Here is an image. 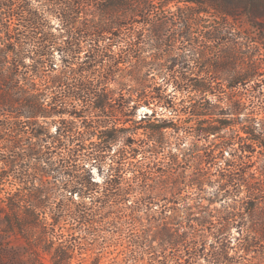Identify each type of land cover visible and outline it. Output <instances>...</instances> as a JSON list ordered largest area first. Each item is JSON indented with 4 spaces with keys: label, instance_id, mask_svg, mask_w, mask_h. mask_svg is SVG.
I'll use <instances>...</instances> for the list:
<instances>
[{
    "label": "trees",
    "instance_id": "1",
    "mask_svg": "<svg viewBox=\"0 0 264 264\" xmlns=\"http://www.w3.org/2000/svg\"><path fill=\"white\" fill-rule=\"evenodd\" d=\"M173 7L177 13L185 9V15L182 27L170 33L171 17L164 10ZM242 15L260 35L242 31ZM258 17H264V0H0V211L5 232L33 248L39 264L45 253L52 264H71L75 230L70 228L76 224L80 236L83 229L91 238L80 244V263L239 264L225 234L239 230L242 219L234 221L242 214L220 203L228 193L221 196L214 189L202 197L200 192L204 183L212 188L206 177L216 163L234 167L236 161L224 159L225 153L233 156L227 152L233 143L242 153L236 160L244 161L234 171L237 178H246L254 146L264 149V142L240 126L238 111H217L207 99L216 96L218 85L205 79L203 68H215L221 57L233 63L245 56L248 61L264 58L258 55L264 53V22ZM181 38L211 44L209 50L219 52L188 75L183 71L187 44L177 45L178 55L152 51L163 47L170 53ZM165 75V83L181 93L178 101L171 93L164 96L167 89L156 81ZM117 77H123L119 92L111 87ZM126 83L142 86L128 89L129 95ZM259 85L253 84L252 91ZM240 87V81L223 85L233 92ZM185 99L192 104L180 112L203 138L195 153L191 148L170 152L171 138L162 133L181 129L173 119L158 123L150 116L156 113L145 112L139 126L156 144L145 148L135 135L127 137V148L109 166L110 172L114 168L109 177L102 163L115 133L129 127L128 118L141 105L171 108ZM216 99L223 102L222 95ZM229 99L232 108L244 106L241 95ZM230 116L234 119H226ZM113 117L120 129H105ZM229 126L243 135L227 138L223 131ZM87 147L92 151L86 152ZM80 153L83 164L76 163ZM94 167L101 180L94 177ZM7 183L10 190H5ZM258 192L253 189L244 210L264 223V194ZM93 202L99 207L90 213ZM63 218L72 220L66 237ZM248 247L241 252L253 255L254 247Z\"/></svg>",
    "mask_w": 264,
    "mask_h": 264
},
{
    "label": "clouds",
    "instance_id": "2",
    "mask_svg": "<svg viewBox=\"0 0 264 264\" xmlns=\"http://www.w3.org/2000/svg\"><path fill=\"white\" fill-rule=\"evenodd\" d=\"M184 10L179 13H177L175 7L171 9L166 8L164 10L166 16L171 17V19L167 21L168 30L170 33L176 32L177 29L182 27L180 20L185 15ZM154 12L159 14V9H155ZM173 21H176V23L173 24ZM181 43L188 45V47L183 48L184 61L188 65V67L184 68L183 71L188 75H191L198 68H200L201 63L207 57L217 56L219 52L218 48H211V50H209L211 44H191L188 41H183V38H181L179 41H175V43L172 44L170 53H165L163 47L160 49L153 48L152 51H160L164 55H178L181 51V48L177 47V45ZM202 52L203 55H201ZM258 55H264V53ZM132 63L133 61L129 60V64ZM250 63H253V67L251 68L249 67ZM179 67L180 65L177 64V68ZM257 68H259V71L256 70ZM203 72L205 73V79L211 78L217 82L218 89L214 90L216 92V96L222 95L223 97V102L217 100L216 96L207 97V99L212 101L213 105L218 106L217 111H219L221 108L228 110L231 109V112L238 111L241 117L239 121L240 126L244 127L245 130L250 134H255V136L259 138L257 139L259 143L260 140H264V58H253L252 61H248L247 56H245L242 62L236 61L233 63L230 60L221 57L218 58V63L215 68L211 67L209 64H204ZM152 75L155 76L156 73L153 72ZM168 79L169 77L165 75L164 79L159 80L162 90L165 88L167 89V91L164 92V96L172 93L173 97L176 98L177 94L168 84L165 83V81ZM122 80L123 77H117L116 83L111 85V87L117 88L118 81ZM237 81L246 82V87L238 89L236 92H233L232 89L223 88L224 84H232ZM151 82L155 83V81ZM257 82H260V85L256 89V92H253V84ZM140 86L142 85L126 83L124 90L130 95L131 92H129L128 89L137 88ZM117 91L119 92V88H117ZM239 95H244L249 103L247 107L242 105L241 109L237 110L232 108L229 97ZM195 98L197 100L201 99V95L197 94ZM136 102L141 103V101ZM189 104H192V100L185 99L184 104H174L171 108H168L167 105H165L164 108L157 111L156 106L153 105L151 109L152 113H156L155 115H150L152 121L158 123L164 121L171 122V120L175 118L177 125L181 129L180 131H172L169 129L167 134L162 133L163 135H167L171 138V142L168 144V150L170 152L183 154L184 150L191 148L195 153V146L203 142V138L195 134L191 127L185 125L183 120L180 118V108H184ZM129 107H131V105H129ZM165 111L169 113L168 116L164 115ZM143 116V112H140L138 115H132L128 118L129 127L125 128L126 131H117L115 133L114 142L110 144L111 150L106 153L108 159H105L102 163V167L109 177H111L114 172V168L113 171H109V166L113 165V163L120 158L122 150H126L127 146L124 142L127 137L135 135L137 137V142H143L145 148L156 144L155 137L150 139L145 129L139 126ZM245 117H247V119H244ZM213 119V115H208V120ZM119 120L121 123L124 121L123 118ZM116 122L117 118L113 117L108 124L104 125V128H115L119 130L120 128L116 127ZM249 129L251 130L249 131ZM95 131L99 132L98 125L95 127ZM237 139H239L238 136ZM85 151H92V149L87 147ZM227 152H232L233 156L229 157L227 156V153H225L224 159L236 161L234 167H225L223 160L216 163L215 167L211 172L208 173L206 177V180H211L212 188H209L208 184L204 183L200 192V196L203 197L211 195L214 189L220 190L221 196H223L225 193H228L227 198L221 199L220 203L225 205L231 204L233 206V212L242 214V216L238 215L236 217L234 223H239L241 219L243 221L240 223L238 231H230L225 234L228 237L233 254L238 258L239 264H264V223H259L255 218L250 217L249 214L244 210L245 202L250 199V195L254 194L253 189H258V194H264V149H262V151L257 154L254 161H247V163L251 164L252 167L248 169V175L246 178H237L238 173L234 171L235 167H238L240 164L244 163L243 160H236V157L242 155L240 150L236 147V144L233 143L232 146L227 149ZM83 156L84 153H80L81 158L76 160L77 164H83L85 160ZM88 162L94 163L91 160H88ZM213 173H215V175H213ZM241 185H243V187H241ZM129 203H132V201H129ZM98 207L99 206L95 205L93 202L92 206L87 208V211L94 213ZM140 216L143 217V212L140 213ZM81 233V236H78L75 241H72L74 245L85 243V238L88 241L91 239L88 237L87 233L83 232V229H81ZM69 235H71V231L69 232ZM99 239H103V237H98L97 241ZM253 240L258 241V243L253 245ZM245 245L249 246L248 249H252L254 247L253 255H245L241 252V249H244ZM65 264H67V261Z\"/></svg>",
    "mask_w": 264,
    "mask_h": 264
},
{
    "label": "rangeland",
    "instance_id": "3",
    "mask_svg": "<svg viewBox=\"0 0 264 264\" xmlns=\"http://www.w3.org/2000/svg\"><path fill=\"white\" fill-rule=\"evenodd\" d=\"M257 20L264 22V17H258ZM239 25H240V28L242 29V31H244L247 34H250L252 36L260 35L259 29L258 30L254 29L250 25L249 19L245 15H242V19H240ZM161 79L162 78L159 77V78H157L156 81H158V83H159V80H161ZM255 84L258 85V84H260V82H257ZM169 86L172 88L171 85H169ZM244 87H246V82H242V87H240V89H242ZM175 93L177 94V96H176V98H173V99H174V101H178L179 100L178 97H180L181 93L180 92H175ZM241 96H242L241 100H242L244 106L247 107L248 103H249L247 101V98L244 95H241ZM152 106H153L152 104L141 105L138 108L136 115H138L140 112L150 113ZM162 108L163 107L158 106L157 109L159 111ZM168 114L169 113L167 111L164 112L165 116H168ZM180 118L183 120V123L185 125L191 127V129H193L192 119H190L188 116H186L182 112H180ZM226 119L233 120L234 117L230 116V117H226ZM173 122L176 123V126H178L175 118H173ZM236 129H237V127L232 129L229 126L223 131V134L227 138H231L239 132ZM239 133H241V132H239ZM241 134L243 135V132ZM263 142H264V140H263ZM254 147L256 148L255 153L253 155V158L255 159L257 154L260 153L263 148L261 146H256V145ZM93 170H94V177L98 180H101L102 177L100 174H98L96 167H94ZM4 187H5V190H10L12 188L8 183ZM1 219H2V212L0 211V264H39V263H37V261H36L37 258L34 255L35 250L33 248H31L22 238H20L16 234L5 232L4 224H3ZM70 222H72V220L69 221V219H66V218L65 219L63 218V220L61 221L60 226H61V229L62 228L64 229L65 237H66V233H67V231H65V230H66V227L71 226ZM74 227L70 228V229L75 230V233H74L75 237L74 238L76 240L77 237L80 236V228H79V225H77V224ZM61 229L57 227L55 230H56V232H60ZM74 253L75 254L71 260V264H88V261L80 263V244L75 245ZM103 263H105L104 260H102L100 264H103ZM40 264H52V261L50 260V257L48 254H46V253L43 254V256L40 260Z\"/></svg>",
    "mask_w": 264,
    "mask_h": 264
}]
</instances>
